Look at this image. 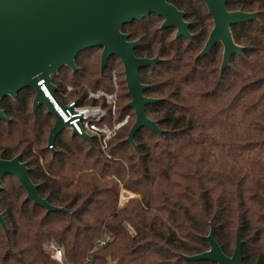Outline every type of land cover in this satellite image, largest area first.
Wrapping results in <instances>:
<instances>
[{
    "label": "trees",
    "instance_id": "obj_1",
    "mask_svg": "<svg viewBox=\"0 0 264 264\" xmlns=\"http://www.w3.org/2000/svg\"><path fill=\"white\" fill-rule=\"evenodd\" d=\"M239 3L260 17L234 27L244 50L223 74L215 68L219 54L196 60L202 38L187 45L161 31L155 17L123 28L140 41L137 57L161 60L140 80L147 97L160 99L146 111L164 133L142 128L132 145V125L124 126L110 142L111 159L67 130L53 156L47 143L55 120L43 107L34 115L32 89L0 100L9 119L0 120V158L21 154L40 196L68 210L48 214L26 201L16 177L6 176L0 213L9 235L0 225V264H60L51 243L63 250L65 264H214L179 257L208 251L203 237L211 226L225 254L232 255L238 232L243 264H264V0ZM101 52L80 53L76 73L64 67L54 82L60 93L73 87L70 96L80 104H96L88 93H113L116 76L118 112L108 121L123 122L132 110L125 106L131 98L123 66L112 57L101 74ZM121 185L136 196L124 208Z\"/></svg>",
    "mask_w": 264,
    "mask_h": 264
},
{
    "label": "water",
    "instance_id": "obj_2",
    "mask_svg": "<svg viewBox=\"0 0 264 264\" xmlns=\"http://www.w3.org/2000/svg\"><path fill=\"white\" fill-rule=\"evenodd\" d=\"M210 9L215 20V28L196 60L208 56L217 43L225 49L221 74L230 67L231 59L241 55L244 48L237 45L231 33V26H236L258 18V14L242 12L229 13L225 0H203ZM156 14L165 19L162 29H178L177 38L192 36L188 33V24L183 20L184 13L179 12L168 0H0V100L16 99L25 89H32L37 100L32 105L34 115L44 106L55 122L50 130L47 149L56 155L55 142L68 125L62 119L45 96L39 82L46 80L51 92L56 91L52 84V76L67 67L73 73L77 71L76 60L80 53L100 48L101 74L105 71L109 60L116 57L124 68L125 83L131 98L127 108L134 110L136 121L131 128L127 141L135 145V135L142 128H148L160 135L164 133L157 123L147 115V106L160 101L145 95L148 86L140 80V72L155 68L161 62L154 59L139 58L135 50L139 41H130L129 35L123 32L126 25L141 22ZM0 120L9 121L0 109ZM76 136V132L72 133ZM84 140L93 144L89 136ZM18 179L26 191V201L42 207L48 214L54 212L67 213L64 207L50 204L39 194V186L30 177V168L19 154L11 160L0 158V192L2 181L6 176ZM0 225L6 236L9 230L6 220L0 213ZM210 249L204 253L179 257L188 262L209 261L214 264H243L242 249L244 241L237 232L235 248L231 256L225 254L215 238V228L203 237Z\"/></svg>",
    "mask_w": 264,
    "mask_h": 264
},
{
    "label": "built area",
    "instance_id": "obj_3",
    "mask_svg": "<svg viewBox=\"0 0 264 264\" xmlns=\"http://www.w3.org/2000/svg\"><path fill=\"white\" fill-rule=\"evenodd\" d=\"M52 78V84L56 86V91L51 92L47 86L46 80L39 82V87L49 99L56 112L62 119L63 125H68L65 130L68 132H76V136L82 138L83 136H89L93 140V144H97L99 149L106 155L108 159L111 156L108 154L110 142L116 137L118 131L126 124L127 118L123 122H109V118L117 116L118 112V90L119 85L117 77H114L115 91L108 93L106 91H90L87 95L88 101H96V104H80L79 100L67 101L66 98L74 92L73 87H68L66 92L60 93L59 87L54 82V76ZM37 100L35 94L33 96V103ZM120 196V207H125L126 203L134 198V195L127 193L123 190ZM111 240V236H106L105 239L100 241L99 246H105ZM51 253L52 259L64 263L63 250L51 243L48 247Z\"/></svg>",
    "mask_w": 264,
    "mask_h": 264
},
{
    "label": "flooded vegetation",
    "instance_id": "obj_4",
    "mask_svg": "<svg viewBox=\"0 0 264 264\" xmlns=\"http://www.w3.org/2000/svg\"><path fill=\"white\" fill-rule=\"evenodd\" d=\"M225 1H226V3H225L226 10L229 13L242 12V13H246V14H258V18H257V20H255V22L259 20L260 11H258V10H253V11L250 10L249 11V10H244V8L242 9V5H240V3H239L240 0H225ZM168 3L173 5L179 12L184 13L183 20L186 24L189 25L188 26V33L192 36L191 40L185 36H181V37L177 38L178 29H176V28H173V27L169 28L168 27V28L162 29V26H163L164 21H165L164 18H162L156 14H151L150 17H155L159 20V23H161L159 29L161 31H166V30L170 31L175 39H183L186 41L187 45H190V44L195 43L197 41H201V38H202L203 40H202V45H201V50H200V52H202L204 50L210 36H211V33L213 32V30L215 28V20H214L213 16L211 15L210 9L207 6V4L203 0H168ZM145 19H147V18H145ZM236 26H234V25L231 26V33H232L233 39H234V27H236ZM130 41H132V40L130 39ZM221 51L223 53L222 54V62H221V66H222L223 56H224V52H225V49H224V46L222 43H217L213 47V49L211 50L209 55H211L212 53L219 54V53H221ZM233 59H234V57L231 59L230 66L232 64Z\"/></svg>",
    "mask_w": 264,
    "mask_h": 264
},
{
    "label": "rangeland",
    "instance_id": "obj_5",
    "mask_svg": "<svg viewBox=\"0 0 264 264\" xmlns=\"http://www.w3.org/2000/svg\"><path fill=\"white\" fill-rule=\"evenodd\" d=\"M160 25H161V23H157V27L159 28L160 27ZM174 37V36H173ZM99 54V53H98ZM222 51H221V53H219V58H220V62L217 64V66L215 67L216 68V70H218V71H220L221 70V62H222ZM193 57L195 58V55H193ZM99 59H100V65H101V54H100V56L98 57V62H99ZM123 70H124V68H123ZM55 77L56 76H54V80H55ZM124 80H125V78H124ZM56 84L58 85V87H59V89H60V86H59V83H57L56 82ZM76 91V90H75ZM72 93H74V92H72ZM71 93V94H72ZM33 94H35V92L33 91ZM71 94H69V96L66 98V100L67 101H71V100H77L78 99V97L77 98H73V97H71L70 95ZM130 101H131V99L129 100V101H127L126 102V105L125 106H127V104H129L130 103ZM43 107V109H44V111L47 113V110H46V108L44 107V106H42ZM126 118H127V122H126V124L124 125V126H127V125H129L130 126V124L132 125V127H133V125H134V123H135V121H136V114H135V112H134V110H131L128 114H127V116H126ZM125 118V119H126ZM55 120V119H54ZM123 126V127H124ZM122 127V128H123ZM71 135H72V133L71 132H69ZM120 196H121V194H120ZM134 198H136V196H134ZM129 202H127L126 203V205L125 206H127V204H128ZM124 208V207H123ZM235 248V247H234Z\"/></svg>",
    "mask_w": 264,
    "mask_h": 264
}]
</instances>
